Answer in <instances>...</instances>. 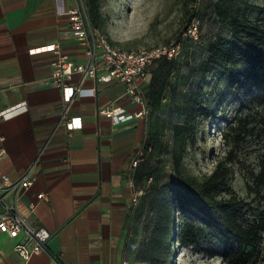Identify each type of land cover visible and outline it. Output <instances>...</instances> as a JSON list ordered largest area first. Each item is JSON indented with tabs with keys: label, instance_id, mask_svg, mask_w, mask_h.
Segmentation results:
<instances>
[{
	"label": "crops",
	"instance_id": "1",
	"mask_svg": "<svg viewBox=\"0 0 264 264\" xmlns=\"http://www.w3.org/2000/svg\"><path fill=\"white\" fill-rule=\"evenodd\" d=\"M77 3L0 0V110L27 103L23 112L0 118V149L6 150L0 160V184L3 174L18 179L29 170L64 108L61 89L51 83L56 55L30 49L55 41L73 60L87 58L65 13ZM111 103L138 109L122 83L98 84L96 95L71 103L69 114L80 115L83 126L69 136L62 130L55 132L33 168V185L18 197L0 189L5 201H16L18 212L32 225L51 233L45 248L28 264H133L127 213L134 188L128 179L135 174L133 160L143 151L147 124L136 117L114 124L98 113V107ZM41 192L46 197L38 199ZM4 210L0 202V214ZM20 237L0 231V264L21 263L14 250Z\"/></svg>",
	"mask_w": 264,
	"mask_h": 264
},
{
	"label": "rangeland",
	"instance_id": "2",
	"mask_svg": "<svg viewBox=\"0 0 264 264\" xmlns=\"http://www.w3.org/2000/svg\"><path fill=\"white\" fill-rule=\"evenodd\" d=\"M216 1H100L101 23L96 27L115 45L135 50L178 39L182 42V51L175 59V71L161 111L166 122L165 132L159 138L150 140L152 150L137 164L132 177V188L143 191L136 203L131 201L135 218L129 236L128 253L133 264H228L222 259L219 240L204 224L199 231V242L195 245L182 246L177 238L171 239L170 243L165 239L158 241L153 250L156 263L150 261L147 246L152 217L148 192L152 191L154 184L162 186L177 180L172 158L173 125L181 121L182 117L173 112V107L197 88L200 80L199 65L208 55V43L218 34H228L227 25L216 16ZM229 2L241 8L252 19L259 17V11L251 5L264 6V0ZM191 15L201 18L197 40L182 37ZM204 87L207 105L212 111L201 117L195 138L184 152L182 170L185 174L196 176L210 173L218 161L225 159L232 150L227 160L231 168V190L253 206L264 209V187L260 194H256L252 186L264 153V86L255 83L251 77L244 79L241 74L231 82L226 76L213 73L209 75ZM228 121H233L237 128L228 131ZM225 132L228 134L224 135ZM145 137L148 139L146 133ZM224 195H228V192H224ZM179 222L176 219L173 232L179 231ZM251 264H264V241L258 260Z\"/></svg>",
	"mask_w": 264,
	"mask_h": 264
},
{
	"label": "trees",
	"instance_id": "3",
	"mask_svg": "<svg viewBox=\"0 0 264 264\" xmlns=\"http://www.w3.org/2000/svg\"><path fill=\"white\" fill-rule=\"evenodd\" d=\"M100 1L87 0L94 26L101 23ZM251 6L259 11L256 19L229 0L215 2L216 16L227 25L228 34H218L208 43V55L199 65L197 88L173 107V112L182 117L173 125L172 158L177 180L162 186L154 184L153 193L148 192L152 217L147 246L148 257L153 263L157 262L153 250L158 241L165 239L170 243L171 239L177 238L182 246L195 245L199 242L202 224L210 228L219 240L222 259L228 264H251L259 258L264 241V209L253 206L231 190V168L227 160L232 150L225 159L218 161L210 173L196 176L185 174L182 170L184 152L195 138L201 117L212 111L207 105L204 87L209 75L218 73L233 82L241 74L244 79L251 77L255 83L264 86V6ZM176 57H161L151 64V78L144 86L150 113L142 161L152 150L150 140L159 138L166 129L161 111L175 71ZM226 128L233 131L237 125L228 121ZM252 186L256 194H260L264 187V153ZM224 192H228V195H224ZM134 218L135 210L130 207L127 224L132 225ZM176 219L180 221L177 233L173 232Z\"/></svg>",
	"mask_w": 264,
	"mask_h": 264
},
{
	"label": "built area",
	"instance_id": "4",
	"mask_svg": "<svg viewBox=\"0 0 264 264\" xmlns=\"http://www.w3.org/2000/svg\"><path fill=\"white\" fill-rule=\"evenodd\" d=\"M65 13L69 15L73 37L85 46L87 58L85 61L73 60L61 50L59 43L55 41L30 49L32 52L50 50L56 55L52 67L51 83L61 89L64 108L60 120L41 146L38 156L29 170L18 179H12L8 174L2 175L0 189L13 192L16 197L22 190L33 185L35 181L33 168L55 132L62 130L66 136H69L73 130L83 126V119L80 115L69 114L70 105L76 98L96 95L97 85L101 83H122L125 87V94L138 106V109L131 111L122 105L111 103L98 107V113L110 118L114 124L130 117L142 118L147 124L150 110L144 86L151 78L150 66L158 58L171 59L182 51L180 39L135 50L115 45L106 34L94 26L87 0H78L77 6ZM200 28L201 19L194 15L182 32V37L197 40ZM87 80H92L93 86H85L84 83ZM26 109L25 101L18 102L1 109L0 118H11ZM5 155L6 150L1 148L0 160ZM142 155L143 152L133 160V168L140 162ZM132 177L133 174L128 179L131 187H133ZM142 193V190H134L133 203L137 202L138 196ZM45 197L46 194L43 192L37 195L38 199ZM0 202L5 206L4 212L0 214V231L7 233L12 238L21 236L15 243L14 250L21 259L20 264H28L33 255L40 253L45 248L51 233L44 226L32 225L25 216L18 212L16 201L10 204L5 201L3 195H0ZM35 205L36 202H30L31 209H34ZM122 264H128V262L123 261Z\"/></svg>",
	"mask_w": 264,
	"mask_h": 264
}]
</instances>
